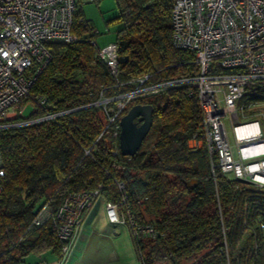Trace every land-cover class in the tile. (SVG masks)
<instances>
[{
	"label": "trees",
	"instance_id": "16d2710c",
	"mask_svg": "<svg viewBox=\"0 0 264 264\" xmlns=\"http://www.w3.org/2000/svg\"><path fill=\"white\" fill-rule=\"evenodd\" d=\"M113 3L106 23L117 25L115 71L97 55V32L77 0L76 39L46 43L50 60L30 88L48 104L33 117L59 114L0 129V264H28L27 256L46 251L57 256L51 221L34 226V216L46 201L54 209L66 195L94 189L104 201L125 195L132 221L154 227L153 237L132 239L140 264H264V186L212 167L204 147H188L202 120L189 85L161 86L131 100L104 129L118 98L141 79L147 76L149 86L197 70L194 54L171 44L172 0ZM255 93L264 94V85ZM136 103L152 105V124L136 153L126 156L120 127L116 135L113 128Z\"/></svg>",
	"mask_w": 264,
	"mask_h": 264
},
{
	"label": "built area",
	"instance_id": "2783aa9c",
	"mask_svg": "<svg viewBox=\"0 0 264 264\" xmlns=\"http://www.w3.org/2000/svg\"><path fill=\"white\" fill-rule=\"evenodd\" d=\"M76 3L77 0H0V129L54 119L59 114L47 112L33 117L48 104L43 96L31 94L30 88L50 60L46 43L76 39L72 32ZM170 20L171 44L194 54L196 73L149 86L143 85L147 76L141 79L133 90L118 98L104 129L131 100L156 93L161 86L187 84L194 91L202 115L201 131L189 139L188 147H204L212 167L263 187L264 112H255L254 108L264 101V94L255 93L264 85V0H172ZM97 55L115 71L114 42L100 46ZM26 107L30 113L24 116ZM117 128L119 124L113 128L114 135L118 134ZM84 154L89 155V150L85 149ZM3 175L0 156V198ZM98 193V189L88 194L70 193L56 208L46 201L37 211L31 225L50 220L60 242L54 264L68 262L84 212ZM126 206L125 195L118 202L105 201L107 220L126 225L136 242L153 237L154 227L132 221Z\"/></svg>",
	"mask_w": 264,
	"mask_h": 264
},
{
	"label": "rangeland",
	"instance_id": "374dc122",
	"mask_svg": "<svg viewBox=\"0 0 264 264\" xmlns=\"http://www.w3.org/2000/svg\"><path fill=\"white\" fill-rule=\"evenodd\" d=\"M79 3L88 17H90V22L95 30L100 33L99 36L102 35L100 40H96L97 45L103 46L105 42L112 39L114 30L117 28V25L113 23H106V18L111 16L114 8L113 0H103L100 4L90 0H79ZM254 110L255 112H264V101L258 103ZM29 113L30 108L26 107L23 115L27 116ZM227 128L229 130V140L233 142L231 129L230 127ZM85 226L66 264H93L100 259L105 260L108 264H139L132 238L126 225L121 224L111 228L112 225H109L106 217L99 215V218L93 223L90 225L85 223ZM103 230L111 232L106 235L102 234ZM97 231L102 232V235L98 234ZM27 257L29 258L25 263H28L30 258L38 259V256L34 255Z\"/></svg>",
	"mask_w": 264,
	"mask_h": 264
},
{
	"label": "water",
	"instance_id": "95a60500",
	"mask_svg": "<svg viewBox=\"0 0 264 264\" xmlns=\"http://www.w3.org/2000/svg\"><path fill=\"white\" fill-rule=\"evenodd\" d=\"M152 112V105L136 103L120 117L118 146L122 155L133 156L136 153L152 124ZM237 179L241 182H249L247 179Z\"/></svg>",
	"mask_w": 264,
	"mask_h": 264
},
{
	"label": "crops",
	"instance_id": "0c3cea01",
	"mask_svg": "<svg viewBox=\"0 0 264 264\" xmlns=\"http://www.w3.org/2000/svg\"><path fill=\"white\" fill-rule=\"evenodd\" d=\"M91 1V0H90ZM103 1V0H102ZM101 1V2H102ZM81 8H82V6H81ZM114 9V8H113ZM82 11H83V15H84V17L86 18V19H88L89 21H90V17H88V15L86 14V12H85V10H84V8H82ZM113 12V11H112ZM107 19V18H106ZM95 29V28H94ZM96 32H97V36H96V40L98 41V40H100L102 37V35H100L99 36V32L97 31V30H95ZM113 38H114V34H113V37H112V39L110 40V41H107V42H105V44L106 43H108V42H111V41H113ZM107 39V38H106ZM98 200H100V202H98ZM104 200L102 199V198H98V199H96L95 200V202L93 203V205L87 210V212H86V214H85V216H84V220H83V223H82V227H81V229H80V231H79V234H78V239H77V241H76V245H77V243H78V240H79V237H80V235H81V232H82V230L86 227L85 226V223L88 225H90L91 223H93L97 218H99V215H104L105 217H106V215H105V211H104ZM107 219V218H106ZM108 221V220H107ZM108 223H109V225H112V227L111 228H114V226H116V225H121V224H114V223H110L109 221H108ZM98 232V234H101L102 232H100V231H97ZM111 231H108V230H103V233L102 234H108V233H110ZM101 234V235H102ZM75 245V246H76ZM73 251V250H72ZM72 254V253H71ZM115 257V256H114ZM28 258L29 257H26L25 258V261L26 260H28ZM33 260V262H35V261H41L43 264H54V262H55V260H56V255L54 254V253H52L51 251H46V252H44V253H42L41 255H39L38 256V259H29V261H28V264L29 263H33V262H31ZM93 264H108L105 260H97V261H95Z\"/></svg>",
	"mask_w": 264,
	"mask_h": 264
},
{
	"label": "flooded vegetation",
	"instance_id": "af4514ba",
	"mask_svg": "<svg viewBox=\"0 0 264 264\" xmlns=\"http://www.w3.org/2000/svg\"><path fill=\"white\" fill-rule=\"evenodd\" d=\"M140 122H138V124H139Z\"/></svg>",
	"mask_w": 264,
	"mask_h": 264
}]
</instances>
